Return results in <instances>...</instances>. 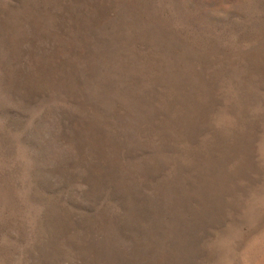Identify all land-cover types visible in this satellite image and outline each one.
<instances>
[{
    "label": "rangeland",
    "instance_id": "1",
    "mask_svg": "<svg viewBox=\"0 0 264 264\" xmlns=\"http://www.w3.org/2000/svg\"><path fill=\"white\" fill-rule=\"evenodd\" d=\"M0 264H264V0H0Z\"/></svg>",
    "mask_w": 264,
    "mask_h": 264
}]
</instances>
